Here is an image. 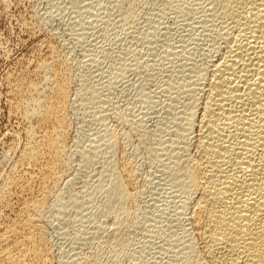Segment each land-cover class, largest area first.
I'll return each instance as SVG.
<instances>
[{
    "label": "rangeland",
    "instance_id": "1",
    "mask_svg": "<svg viewBox=\"0 0 264 264\" xmlns=\"http://www.w3.org/2000/svg\"><path fill=\"white\" fill-rule=\"evenodd\" d=\"M218 7L213 0H0V236L22 230L28 216L44 236L45 264L201 259L202 243L182 219L195 198L181 206L182 186L198 159L209 70L226 52ZM56 81L67 94L56 121L13 110L28 85L48 101ZM52 130L64 143L60 157L46 144ZM123 162L134 179L120 175ZM114 176L131 196L123 203L107 196Z\"/></svg>",
    "mask_w": 264,
    "mask_h": 264
},
{
    "label": "bare ground",
    "instance_id": "2",
    "mask_svg": "<svg viewBox=\"0 0 264 264\" xmlns=\"http://www.w3.org/2000/svg\"><path fill=\"white\" fill-rule=\"evenodd\" d=\"M213 2L219 6L221 13L218 14H222L227 23H221L226 25V31L221 29L226 52L211 70L208 69L209 78L204 92L206 100L197 125L198 159L192 167H186V183L182 186L187 198L181 202V206L188 207L191 202L189 198H195V208L189 218L182 219L189 222L187 225L192 226L202 243L201 259L194 257L191 264H264V0ZM45 65L42 67L46 68ZM63 84L53 82L52 96L48 101L40 96L38 86L28 85L29 94L16 102L13 110L20 113L21 109H27L30 117L36 115L41 123L52 119L56 121V112L67 100ZM52 131L54 135H49L46 144L53 157H57L64 150V143L57 136L62 130H57V133L54 132L56 130ZM32 134V131L27 133L29 138ZM35 155L31 158H35ZM127 166L130 167V164ZM127 166L121 167L124 172L120 175L123 177L125 174L124 179H131L134 171ZM119 177L114 176L107 196L123 203L130 195L126 192L128 189L125 188L124 179ZM50 192L47 191L43 200L35 204L34 210L38 213ZM171 193L163 196L170 194L171 197ZM19 226L22 227L21 232L12 228L0 236V264H45L44 236L41 238L42 234L33 219L27 216ZM185 233L187 235L186 230ZM189 250L195 251L191 247Z\"/></svg>",
    "mask_w": 264,
    "mask_h": 264
}]
</instances>
